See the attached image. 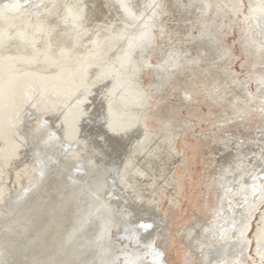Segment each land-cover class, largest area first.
<instances>
[{
    "label": "water",
    "instance_id": "1",
    "mask_svg": "<svg viewBox=\"0 0 264 264\" xmlns=\"http://www.w3.org/2000/svg\"><path fill=\"white\" fill-rule=\"evenodd\" d=\"M0 264H264V0H0Z\"/></svg>",
    "mask_w": 264,
    "mask_h": 264
}]
</instances>
